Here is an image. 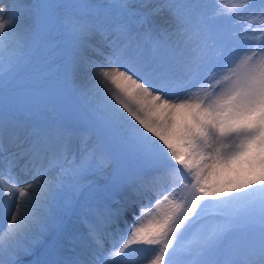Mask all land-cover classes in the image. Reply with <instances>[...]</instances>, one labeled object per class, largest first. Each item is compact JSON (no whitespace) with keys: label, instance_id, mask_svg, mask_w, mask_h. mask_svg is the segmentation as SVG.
Instances as JSON below:
<instances>
[{"label":"snow or ice","instance_id":"obj_1","mask_svg":"<svg viewBox=\"0 0 264 264\" xmlns=\"http://www.w3.org/2000/svg\"><path fill=\"white\" fill-rule=\"evenodd\" d=\"M0 155V264H264V0H0Z\"/></svg>","mask_w":264,"mask_h":264},{"label":"rangeland","instance_id":"obj_2","mask_svg":"<svg viewBox=\"0 0 264 264\" xmlns=\"http://www.w3.org/2000/svg\"><path fill=\"white\" fill-rule=\"evenodd\" d=\"M149 2L154 3V2H156V0H149ZM212 2L215 3L216 0H214ZM220 2L227 8H233V7L239 6L241 3L244 2V0H220ZM216 19H217V22H223V23L225 22L226 23V21H229V19H231V18H229V17H217ZM247 19H248V17H244L243 19H239V22L245 24V21ZM160 21L163 22V20H160ZM237 21L238 20H236V22L231 20L230 24H229V26L232 27L235 32H236V30H235L236 28L240 29V27H239L240 23L237 24ZM156 23L159 24L158 21H156ZM163 24H164V22H163ZM248 27H249V24H248ZM250 28H249V30H250ZM235 39H236V45H237V42L239 41V39L238 38H235ZM62 55H63V52L61 49H55L52 53V59L55 60L57 63H60V57ZM226 59H227V57H226ZM5 166H6V160L4 158L0 159V168H1L0 171H2L5 168Z\"/></svg>","mask_w":264,"mask_h":264},{"label":"bare ground","instance_id":"obj_3","mask_svg":"<svg viewBox=\"0 0 264 264\" xmlns=\"http://www.w3.org/2000/svg\"><path fill=\"white\" fill-rule=\"evenodd\" d=\"M160 20H162V19L156 18V21H158V23H159L158 25L161 26V27H165V25L163 24V22L160 21ZM1 158H3V156ZM25 163H26V161L24 159L19 160V165L21 164L20 167H23L25 165ZM20 167H19V169H21V170L18 173V176L20 178V181L21 182L30 181L31 178H32V174L26 175L27 174V171L26 170H22L23 168H20ZM164 186L167 187L166 184ZM150 196L152 197V203H154V201L156 199L155 194L154 193H150ZM145 197H143V198H145ZM210 203H215V201H210ZM10 216H11V213L8 214V218L7 219L4 216H0V226H3V229H1L0 231H4V230L7 229L8 223H9V220H10ZM52 240H53V236L50 237L49 241H52ZM110 241H112V240H107L106 243H105V245H107V243H109ZM42 253H45V249L42 250L41 254ZM150 255H151V252H147V253H144V254H141V255L137 256L134 259L137 260V261H139V262H143V258L144 257H147V256H150Z\"/></svg>","mask_w":264,"mask_h":264}]
</instances>
